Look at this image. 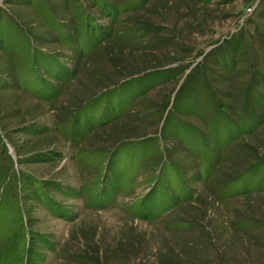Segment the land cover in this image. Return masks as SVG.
I'll return each mask as SVG.
<instances>
[{
	"label": "rangeland",
	"instance_id": "obj_1",
	"mask_svg": "<svg viewBox=\"0 0 264 264\" xmlns=\"http://www.w3.org/2000/svg\"><path fill=\"white\" fill-rule=\"evenodd\" d=\"M0 264H264V0H0Z\"/></svg>",
	"mask_w": 264,
	"mask_h": 264
},
{
	"label": "trees",
	"instance_id": "obj_2",
	"mask_svg": "<svg viewBox=\"0 0 264 264\" xmlns=\"http://www.w3.org/2000/svg\"><path fill=\"white\" fill-rule=\"evenodd\" d=\"M239 126H240L241 129L245 128V129H249L250 130L251 128L254 129V127H256V124H255L254 121H252L250 119H246L244 122H241ZM109 164H110V160H109Z\"/></svg>",
	"mask_w": 264,
	"mask_h": 264
}]
</instances>
